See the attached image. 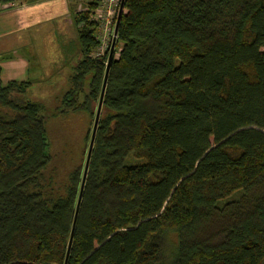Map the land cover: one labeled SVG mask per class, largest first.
Masks as SVG:
<instances>
[{
	"label": "trees",
	"instance_id": "1",
	"mask_svg": "<svg viewBox=\"0 0 264 264\" xmlns=\"http://www.w3.org/2000/svg\"><path fill=\"white\" fill-rule=\"evenodd\" d=\"M101 1L71 14L79 58L50 119L0 80V264L65 262ZM116 47L66 264H264V0H124ZM76 114L78 160L48 122Z\"/></svg>",
	"mask_w": 264,
	"mask_h": 264
},
{
	"label": "rangeland",
	"instance_id": "2",
	"mask_svg": "<svg viewBox=\"0 0 264 264\" xmlns=\"http://www.w3.org/2000/svg\"><path fill=\"white\" fill-rule=\"evenodd\" d=\"M89 1L81 0L78 4L76 3L75 12L83 10ZM102 1L99 5L101 19L96 30L99 47L92 55L107 56L108 59L112 42L111 34L114 30L117 11L108 15L107 8L102 6H105L109 0ZM119 1L114 0L113 4L118 5ZM8 2L4 6L8 7V4H10ZM114 9L116 8L114 7ZM43 28H46V31L43 33L41 40L32 41L27 43V46L22 47L24 53L28 52L34 63L29 76L31 83L24 94V99L42 104L44 107L43 115L50 119L51 115L60 108L62 95L68 88L69 77L79 56L77 54L75 28L72 24H69L63 17H58L50 24L44 25ZM31 33L37 35V32ZM118 51L119 47H116L113 51L114 58L117 57ZM105 53L107 54L105 55ZM68 118L66 121L60 117L48 122L52 123L51 130L61 136L59 141L55 142V147L58 149L64 148L66 155L69 154L70 158L72 155L69 151L72 147L69 146L77 147L73 151L76 154L73 159L78 160L81 151H83L82 138L86 128L80 115H69ZM66 161L68 162V159ZM129 162L138 164L142 161L130 159Z\"/></svg>",
	"mask_w": 264,
	"mask_h": 264
},
{
	"label": "crops",
	"instance_id": "3",
	"mask_svg": "<svg viewBox=\"0 0 264 264\" xmlns=\"http://www.w3.org/2000/svg\"><path fill=\"white\" fill-rule=\"evenodd\" d=\"M79 1L10 0L8 7L0 2V80L3 85L10 81L31 83L29 76L34 63L22 47L41 40L46 31L43 26L58 17L72 24L71 14Z\"/></svg>",
	"mask_w": 264,
	"mask_h": 264
},
{
	"label": "water",
	"instance_id": "4",
	"mask_svg": "<svg viewBox=\"0 0 264 264\" xmlns=\"http://www.w3.org/2000/svg\"><path fill=\"white\" fill-rule=\"evenodd\" d=\"M123 5H124V0H121L119 7H118V11H117L116 21H115V26H114V30H113V36H112V42H111V46H110V52H109V56H108L107 63H106L105 74H104L103 83H102V87H101L100 97H99V101H98V105H97V109H96V113H95V117H94L90 141H89L88 148H87V153H86V158H85V163H84V170H83V175H82V181H81V186H80V192H79V197H78V203H77V207H76V211H75V215H74V219H73V223H72V227H71V231H70V236H69V240H68L64 264H66V262H67L69 252H70V248H71V244H72V240H73V236H74L78 207H79V203H80V199H81V195H82L84 180L86 177L88 163H89L91 150H92L93 142H94V138H95V132H96L98 119H99V115H100V110H101V105H102V100H103V96H104V92H105L107 76H108L110 64H111V61L113 58V51H114L115 41H116V37H117L118 27H119L121 16H122Z\"/></svg>",
	"mask_w": 264,
	"mask_h": 264
},
{
	"label": "built area",
	"instance_id": "5",
	"mask_svg": "<svg viewBox=\"0 0 264 264\" xmlns=\"http://www.w3.org/2000/svg\"><path fill=\"white\" fill-rule=\"evenodd\" d=\"M113 1L114 0H109V2L105 6H102V7H106L107 8V10H108L107 14L108 15L113 14L116 11H118V7H119V4H120V1L121 0L119 1V4L118 5L113 4ZM101 2H103V1H101ZM114 7L116 9H114ZM99 11H100V7H98L95 11H93L92 14L90 15V19L92 21H94L96 24H98L100 22V19H101V17L99 16ZM111 35L113 36V33Z\"/></svg>",
	"mask_w": 264,
	"mask_h": 264
}]
</instances>
